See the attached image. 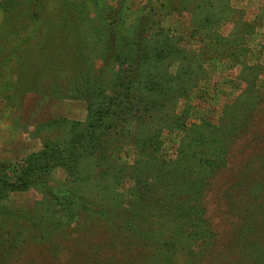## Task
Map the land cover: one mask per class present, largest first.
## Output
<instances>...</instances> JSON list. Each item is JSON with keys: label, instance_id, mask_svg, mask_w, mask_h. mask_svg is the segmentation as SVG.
Masks as SVG:
<instances>
[{"label": "rangeland", "instance_id": "rangeland-1", "mask_svg": "<svg viewBox=\"0 0 264 264\" xmlns=\"http://www.w3.org/2000/svg\"><path fill=\"white\" fill-rule=\"evenodd\" d=\"M102 9H120L124 34L150 15L156 26L147 33L162 29L185 49L168 58L167 71L191 69L185 95L159 111L182 126L161 130L142 171L170 169L160 163L173 162L185 134L197 139L201 127L208 137L200 148L216 161L191 167L204 178L196 195L182 186L187 212L161 200L162 181L147 203L135 202L127 167L142 159L133 143L146 133L135 118L107 152L125 168L117 182L84 158L79 178L55 166L45 191L10 187L15 177L0 173V264H264V0H0V169L86 120L78 80L102 75ZM69 190L76 196L67 202ZM188 219L195 227L177 230Z\"/></svg>", "mask_w": 264, "mask_h": 264}, {"label": "trees", "instance_id": "trees-1", "mask_svg": "<svg viewBox=\"0 0 264 264\" xmlns=\"http://www.w3.org/2000/svg\"><path fill=\"white\" fill-rule=\"evenodd\" d=\"M183 4L182 2L179 7L180 11L186 10ZM119 10L102 9L98 13L100 26L96 32L99 31L98 40L103 46L102 75L92 77L86 73L78 80L81 87L79 95L88 102L86 120L71 122L65 139L46 144L43 150L30 155L18 164V167L0 169V173L6 176V179L15 177V182L10 184V187L24 190L33 187L45 191L48 188L50 172L55 166H62L70 175L79 178L78 168L80 160L84 158L94 169H104L99 171L100 178L104 173L117 182L125 178V168L120 167L115 155L107 152L116 142V138L125 133V126L135 118L138 126H145L146 130L143 135L137 132L139 135L134 138L133 143L137 155L142 156V159L138 158L133 165L127 167L130 169L127 174L128 179L134 183L131 191L136 196L135 202L147 203L146 198L158 192V183L162 181L166 183V187L165 194L160 197L161 200L165 203L172 201L177 204L173 206L182 207L187 212L190 210L187 209L186 204L189 198L186 194L181 195L185 190L182 186L186 184L188 191L191 190L196 195L199 190L197 185L204 178L200 171L196 175L191 167L198 164H200L198 166H211L216 161L207 157L200 148L208 137L201 130L202 127L199 129L197 139L188 141L192 131L185 134L181 147L176 150V158L173 162L160 163L169 164L170 169L164 172L157 170L151 174L142 171L148 158L152 157L158 148L157 138L161 130L172 127L170 125L174 123L177 127L182 126L183 121L179 122L178 117H174L178 122L176 119L169 123L167 114L159 111L171 98L186 93L183 87L186 83L183 78L191 70L189 65L187 67L179 65L174 74L167 71L166 65L168 58L182 55L185 49L179 46L178 40L165 35L162 29L157 28L158 31L147 33L149 27L156 26L151 16L147 14L137 19L129 33H122L119 27L122 23ZM201 23V25L206 24L204 21ZM231 43L237 45L236 39ZM112 70L115 71L108 82L106 72ZM136 91L143 92L145 98L135 94ZM154 123L156 128H152ZM190 127L188 129L192 130L197 125L192 124ZM132 133L130 130L126 131L128 135ZM211 135L213 133L210 131L209 136ZM0 183L5 185L1 181ZM174 188L181 192L177 193ZM48 194L53 196L54 207L62 208L64 211H68V208L63 201L60 203L61 198L65 200L67 198L68 202L76 196L73 190H69L67 195L61 198L52 193ZM192 222L190 219L177 221L176 228L184 230L181 228L187 225L195 227V223Z\"/></svg>", "mask_w": 264, "mask_h": 264}]
</instances>
